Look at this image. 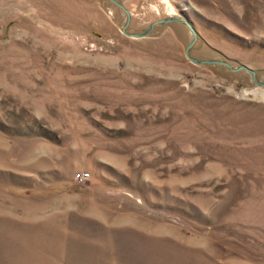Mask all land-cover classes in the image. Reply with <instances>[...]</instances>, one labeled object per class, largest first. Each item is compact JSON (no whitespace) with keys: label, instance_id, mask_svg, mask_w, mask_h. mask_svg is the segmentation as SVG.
I'll return each mask as SVG.
<instances>
[{"label":"rangeland","instance_id":"rangeland-1","mask_svg":"<svg viewBox=\"0 0 264 264\" xmlns=\"http://www.w3.org/2000/svg\"><path fill=\"white\" fill-rule=\"evenodd\" d=\"M115 1L264 81V0ZM125 24L0 0V264H264V87L189 62L182 24Z\"/></svg>","mask_w":264,"mask_h":264},{"label":"water","instance_id":"water-1","mask_svg":"<svg viewBox=\"0 0 264 264\" xmlns=\"http://www.w3.org/2000/svg\"><path fill=\"white\" fill-rule=\"evenodd\" d=\"M107 2H109L110 4H113L116 7H119L120 10H122V12L124 13V16L126 17V24L125 26H123L122 30H123V34L125 36H127L128 38H132V39H142V38H146L148 36H150V34L153 32V29L155 27L158 26H168L169 25H173V24H179V25H183L186 28H188L187 30L192 34L193 40L192 42H190L187 51H186V55L185 58L188 59L189 62L193 63L196 66H221L226 68V70H228L229 72L231 71L232 73H240L242 71H244L245 73H248L251 77L252 80L254 81V84H256L257 86L260 87H264V81L262 83H260L257 79V73H254L250 68L248 67H240V68H233L231 64L227 63V62H223V61H199V60H195L193 57H190L192 49H193V44H195V42L198 41V34L195 33V28L190 24L189 21L185 20L182 18V16L178 17H167V19L162 20L160 22H155V24L151 25L150 27H148L147 32L138 34V35H131L130 33L127 32V28L130 25V21H131V17L129 15V12L124 8L123 5L119 4V2L115 1V0H107Z\"/></svg>","mask_w":264,"mask_h":264},{"label":"built area","instance_id":"built-area-1","mask_svg":"<svg viewBox=\"0 0 264 264\" xmlns=\"http://www.w3.org/2000/svg\"><path fill=\"white\" fill-rule=\"evenodd\" d=\"M88 179H90V175L89 174H78L74 181L77 182L78 184H84L85 181H88Z\"/></svg>","mask_w":264,"mask_h":264}]
</instances>
